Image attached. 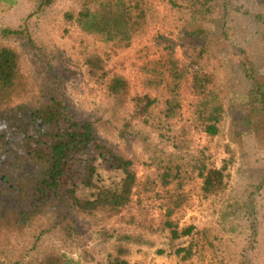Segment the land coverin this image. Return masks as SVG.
I'll list each match as a JSON object with an SVG mask.
<instances>
[{
  "label": "rangeland",
  "instance_id": "374dc122",
  "mask_svg": "<svg viewBox=\"0 0 264 264\" xmlns=\"http://www.w3.org/2000/svg\"><path fill=\"white\" fill-rule=\"evenodd\" d=\"M84 1L57 0L32 17L30 32L63 81L72 112L96 120L101 137L135 159L138 185L123 212L128 221L129 213L137 214L134 222L119 215L78 227L95 259L80 264H108L121 240L132 247L134 264H264V99L257 91L259 83L264 92V0H149L147 23L126 48L87 34L67 19L66 13H77ZM35 2L0 0V44L21 48L2 31L23 26ZM95 56L105 68L92 79L87 61ZM24 64L33 82L42 66L49 67L29 54ZM115 75L129 83L123 106L106 88ZM198 76L205 91L196 90ZM147 97L155 99L148 114L141 112ZM220 105V132L213 136L205 131L201 111ZM204 167L226 168L225 189L203 194ZM33 169L23 163L15 172ZM166 169L181 175V199L175 194L178 200L172 201H179L174 215L179 229L195 226L178 239L164 223L173 194L168 191L174 187H163L158 178ZM81 190L94 192L93 187ZM41 229V224L29 228L6 254L18 264H36L49 248L69 252L63 232L39 239Z\"/></svg>",
  "mask_w": 264,
  "mask_h": 264
},
{
  "label": "trees",
  "instance_id": "16d2710c",
  "mask_svg": "<svg viewBox=\"0 0 264 264\" xmlns=\"http://www.w3.org/2000/svg\"><path fill=\"white\" fill-rule=\"evenodd\" d=\"M2 1L15 3V0ZM56 1L36 0L23 26L5 27L2 31L4 37H13L21 43V48L0 44V264H18L6 252L38 224L42 226L39 239L44 233L63 232L62 244L70 253L49 248L36 264H80L81 260L89 259L94 262L88 240L78 227H94L104 218L119 215L121 220L128 221L123 212L132 203L138 185L135 159L116 143L102 138L96 120L80 118L72 112L65 99L63 81L41 56L44 53L32 37V17ZM149 10V0H85L77 13L67 12L66 17L83 32L126 48L146 25ZM26 54L36 64L42 66L46 62L49 66H42L37 82L24 72ZM87 65L92 79L98 78L96 75L105 68L99 56L90 57ZM203 78L208 82L207 75ZM203 78L196 79L198 92L205 91ZM257 87L264 99L262 86L258 83ZM106 88L118 105L127 104L129 83L125 77L113 76ZM133 100L139 104L142 101ZM154 103L155 99L147 97L141 112L148 114ZM221 111L222 105L211 112L201 111L208 134H219ZM171 113L172 110L168 111L169 116ZM23 163L33 165L34 169L30 174L17 175L15 169ZM225 170V167H204L201 174L205 196L225 189ZM158 178L163 187L174 186L168 191L173 194L165 213V227L171 230L173 239L191 234L194 225L181 230L174 219L179 201H172L178 200L174 199L175 194L183 187L180 172L166 169ZM83 187H93L94 192H82ZM129 214L132 221L128 222H134L137 214ZM106 232L104 227L105 237ZM137 240L141 243L140 237ZM184 250L187 249H179L178 253ZM76 253L79 259L71 255ZM132 253V247L121 240L111 251L108 264H134Z\"/></svg>",
  "mask_w": 264,
  "mask_h": 264
},
{
  "label": "crops",
  "instance_id": "0c3cea01",
  "mask_svg": "<svg viewBox=\"0 0 264 264\" xmlns=\"http://www.w3.org/2000/svg\"><path fill=\"white\" fill-rule=\"evenodd\" d=\"M132 263H133V261H132Z\"/></svg>",
  "mask_w": 264,
  "mask_h": 264
}]
</instances>
